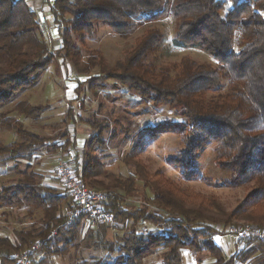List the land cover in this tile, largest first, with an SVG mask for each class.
<instances>
[{
    "label": "trees",
    "instance_id": "1",
    "mask_svg": "<svg viewBox=\"0 0 264 264\" xmlns=\"http://www.w3.org/2000/svg\"><path fill=\"white\" fill-rule=\"evenodd\" d=\"M25 2L0 0V107L22 89L37 83L54 60L73 59L75 74L88 72L89 67L78 62L72 33L92 35L96 24L103 23L112 34L127 40L140 27L172 17L177 20L175 42L199 48L217 61V67L184 59L171 71H153L145 62L157 49L162 35L157 29H149L112 72L94 79L114 80L155 106L168 104L180 109L189 123L183 139L182 158L189 157L185 167L192 166V159L206 143L214 142L217 159L224 161L231 173L230 184L249 189L235 213L252 227L264 228V0H54L49 3V12L62 41L57 50L50 49L42 24ZM137 14L145 15V20L133 22ZM58 53L63 55L57 56ZM88 62L94 67L97 61L94 58ZM42 111L28 102H19L13 108L17 115L33 119ZM68 116L72 118L71 114ZM0 128L24 139L19 144L0 143V158H20L24 151L45 141L23 131L16 118L2 112ZM63 147L69 149L70 142L66 141ZM135 153L132 149L124 164L135 168L137 180L107 174L99 164L83 165L80 170L73 167L75 177L83 185L114 194L105 209L114 217L117 229L123 230L112 241L105 239L109 227H92L85 218L67 226L63 211L71 207V200L62 186L58 189L37 182L29 167L20 172L14 185L0 191V208H25L29 218L39 213L41 228L21 230L16 242L0 236V262L14 264L12 254L35 243L41 253L58 255L72 245L74 229L81 231L86 227L95 249L107 256L80 259L75 264H146L145 260L159 249L161 264H182L184 249L208 253L213 264H239L235 254L228 255L214 241L220 229L232 224L230 215L220 208L207 210L209 215L186 209L150 183L152 195L143 199L141 207H123L133 196L138 181L146 183ZM169 162L173 163L174 158ZM98 176L103 181H96ZM253 244L263 245L253 239L236 241L241 252L247 250L244 261L264 264L262 251L251 247Z\"/></svg>",
    "mask_w": 264,
    "mask_h": 264
},
{
    "label": "rangeland",
    "instance_id": "2",
    "mask_svg": "<svg viewBox=\"0 0 264 264\" xmlns=\"http://www.w3.org/2000/svg\"><path fill=\"white\" fill-rule=\"evenodd\" d=\"M48 1L26 0L25 3L36 13L42 24V34L50 49L57 50L62 41L49 12V5L54 0ZM145 18V15L137 14L133 16V22H142ZM176 24L177 20L172 17L160 19L140 27L127 40L112 34L103 23L96 24L92 35L80 31L72 33L75 52L79 53L78 62L89 67L88 72L81 76L75 74L73 59L54 60L37 83L22 89L6 105L0 107V112L19 121L23 131L45 140L41 146L24 151L20 158H0V191L14 185L20 178V172L28 167L34 172L37 182L59 189L61 183L56 176L57 160L59 156L70 157V152L74 155L70 161L72 169L75 167L80 170L83 165L93 167L99 164L107 174L122 179L136 177L135 168L124 164L125 157L133 149L136 151L135 161L140 164L146 183L138 181L133 196L123 204L127 210L141 207L143 199L152 195L150 184H154L159 191L168 193L186 209L203 211L209 215L211 213L207 210L217 207L230 215V226H250L247 219L235 213L249 189L230 184L231 173L225 167V162L217 159V146L214 142L206 143L192 159V166L185 167L189 157L182 158L185 150L183 139L187 135L189 123L180 109L168 104L155 106L151 101L142 100L133 89L114 80L94 79L112 72L115 65L133 50L136 40L149 29H157L162 35L157 49L149 54L145 62L146 66H152L153 71L160 68L171 71L184 59L217 67V61L199 48L185 47L175 42ZM56 55L62 56L63 53ZM94 58L96 66L91 67L88 61ZM19 102H28L32 106L43 108V111L35 119L19 116L13 112L14 106ZM67 114H71L72 118L67 117ZM87 122L94 127H88ZM23 141L16 132L0 128L1 144H19ZM66 141L70 142L69 149L63 147ZM73 143L75 147L72 146ZM171 158H174L173 163L169 162ZM95 180L103 181L101 176ZM40 217L36 213L33 218H29L25 208L2 207L0 236H8L16 242L21 230L41 228ZM96 225L91 224L92 227ZM107 227L105 239L108 241H112L115 235L121 234L119 230H123L117 229L116 224ZM223 230L224 228L220 229V233L214 237L220 248L228 255L235 254L239 264L259 262L250 259L244 261L247 250L241 252L242 247L236 246L237 240H230ZM81 231L74 229L72 245L58 255L41 253L38 247L32 254L30 263L75 264L80 259L90 261L107 256L95 249L94 240L86 227ZM63 247V243L59 245L60 250ZM251 247L261 250L264 256L263 245L257 247L253 244ZM161 253L162 250L159 249L149 256L145 260L146 264H161ZM181 258L182 264L214 262L208 253H195L187 249L181 251Z\"/></svg>",
    "mask_w": 264,
    "mask_h": 264
},
{
    "label": "built area",
    "instance_id": "3",
    "mask_svg": "<svg viewBox=\"0 0 264 264\" xmlns=\"http://www.w3.org/2000/svg\"><path fill=\"white\" fill-rule=\"evenodd\" d=\"M68 155H70L68 158L59 156L56 164L57 179L71 200V207L64 213L65 224L70 226L78 219L85 218L93 225H115L114 217L105 209V205L113 198L114 194L83 185L75 177L70 165L74 155L71 152ZM223 231L230 240L253 239L264 245V228L234 225L225 227ZM38 247V244L35 243L21 252L12 254L11 259L15 264H31L30 258L38 250Z\"/></svg>",
    "mask_w": 264,
    "mask_h": 264
}]
</instances>
